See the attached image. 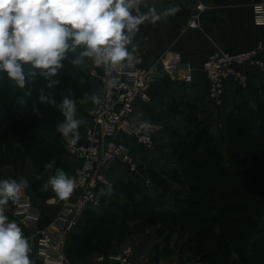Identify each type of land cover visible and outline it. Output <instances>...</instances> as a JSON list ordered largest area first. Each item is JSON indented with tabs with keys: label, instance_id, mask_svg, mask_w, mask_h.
I'll use <instances>...</instances> for the list:
<instances>
[{
	"label": "rangeland",
	"instance_id": "obj_1",
	"mask_svg": "<svg viewBox=\"0 0 264 264\" xmlns=\"http://www.w3.org/2000/svg\"><path fill=\"white\" fill-rule=\"evenodd\" d=\"M70 61L65 60L64 67L78 69L79 75L67 80L56 77L60 83L53 89L45 87L47 81L44 77L41 83L31 85L30 90L27 87L20 89L11 81L1 99L6 105L3 110L9 111L8 114L18 107L25 109L15 119L1 117L0 179L27 178L29 187L23 195L29 197L31 204L35 200L42 201L53 196L56 199L51 190L42 192L41 185L57 168L74 177L78 165V161L65 151V139L56 131V125L63 120L58 107L39 103L41 88H45L46 93L50 92L57 104L65 95L76 100V118L84 121L79 129V140L83 139L89 121L87 111L92 105L89 97L97 93V82L90 75L93 65L74 66ZM29 70L30 66H25V71ZM29 91L31 95L26 96L25 93ZM14 92L19 94L16 102L12 103L9 100ZM21 99L25 101L24 104L19 103ZM81 100L85 102L81 103ZM186 103L190 104L191 100ZM34 107L38 111H34ZM259 108L264 110V104H260ZM156 134L153 135V145L149 150L155 155H163V162L146 168L141 164L140 153L136 151L137 147L143 148L129 143L137 171L128 172L118 164L112 168L113 186L109 189L110 194L106 190L102 197L99 196L97 205L85 211L74 232L68 234L63 242L62 250L67 259L73 263L86 262L101 252L129 248L133 259L143 264H243L244 261V264H264V251H258L264 246V239H257L253 244L251 242L257 238L259 231L264 230L260 224L240 225L242 220H238L232 223L228 234H224L217 226L213 228L211 236H201L198 231L203 224L195 218H208L209 214L194 204L195 199H202L200 192L195 190L198 182L190 177V173L182 170L183 166L188 168L196 156H204L211 151L214 145L219 149L228 135L246 136V132H227L225 125L219 128L210 115L200 118L191 113L184 128ZM39 138L47 144L43 147L27 146ZM193 143L197 145L196 150H189V145ZM179 155H185L186 160L174 162ZM52 159L56 163L53 169L46 172L44 165ZM188 169L189 172L192 170L190 167ZM140 171L145 177L141 176ZM182 178L185 180L182 181ZM255 194L253 204L240 197L232 200L239 203L244 211L250 210L253 221H264V192ZM12 205L10 202L8 210ZM186 212L191 214H184ZM76 236L89 239L90 243L81 248L75 245L72 250L70 244ZM201 237L206 239V244L197 248L195 242ZM136 242L139 245L146 242V248L154 250V262L147 263L137 256Z\"/></svg>",
	"mask_w": 264,
	"mask_h": 264
},
{
	"label": "clouds",
	"instance_id": "obj_2",
	"mask_svg": "<svg viewBox=\"0 0 264 264\" xmlns=\"http://www.w3.org/2000/svg\"><path fill=\"white\" fill-rule=\"evenodd\" d=\"M179 10L174 6L158 12L146 0H0V73L20 89L39 74L47 81L45 87L53 89L60 83L56 77L69 53L76 54L70 61L72 65L81 66L87 59L109 74L116 68L134 67L141 62L139 44L134 43L140 26L155 24ZM25 66H30L28 72ZM89 98L93 104L101 103L97 93ZM19 103L25 101L21 99ZM39 103L58 107L63 120L56 125V131L69 145H75L84 123L76 118V100L65 95L57 104L52 94L41 88ZM33 110L38 111L35 107ZM55 163L49 160L45 171L53 169ZM28 187L24 176L0 179V264H34L29 239L6 214L10 202L18 204ZM76 188V178L57 168L40 190H51L56 198L65 201Z\"/></svg>",
	"mask_w": 264,
	"mask_h": 264
},
{
	"label": "built area",
	"instance_id": "obj_3",
	"mask_svg": "<svg viewBox=\"0 0 264 264\" xmlns=\"http://www.w3.org/2000/svg\"><path fill=\"white\" fill-rule=\"evenodd\" d=\"M197 10L203 8L197 4ZM253 20L264 24V1L253 5ZM198 12L187 21L188 27H197ZM264 42L257 41L247 50L227 52L216 49L203 60L206 95L216 105H221L229 83L237 89H245L249 76L245 67L256 70L264 80ZM195 67L178 52L166 51L149 67L116 68L110 74L102 67H95L90 75L97 82V94L101 103L93 104L87 111L88 124L83 139L75 145L64 142L65 151L78 161L74 171L77 188L70 199H54L56 214L37 230V245L30 256L43 264H143L132 257L131 249L101 252L86 262L73 263L67 259L62 245L67 235L74 232L78 221L87 209L97 205L101 190L112 188V168L116 164L128 172H136L137 165L129 143L149 149L153 145V128L140 120L136 105L150 101L148 86L164 75L180 77L184 83L193 81ZM111 81V83H109ZM105 193V192H104ZM10 213L20 214L25 222L35 225L39 218L36 207L29 197L22 195L13 204Z\"/></svg>",
	"mask_w": 264,
	"mask_h": 264
},
{
	"label": "crops",
	"instance_id": "obj_4",
	"mask_svg": "<svg viewBox=\"0 0 264 264\" xmlns=\"http://www.w3.org/2000/svg\"><path fill=\"white\" fill-rule=\"evenodd\" d=\"M259 1L264 0H146L149 6L155 5L158 12L174 6H179L180 10L155 24L146 23L140 26V32L134 41L139 44L138 55L141 57V62L137 65L149 67L166 51H174L195 67L191 83H184L175 75H164L148 86L150 101L136 105V116L154 127L153 135L184 128L191 113L199 115L200 118L210 115L221 128L229 114H236L243 107L253 109L259 101H264V80L254 68L245 67L249 76V84L245 89H237L229 83L219 106L207 97L203 73L200 70L203 60L216 49L237 52L249 49L257 41L264 42V24H257L253 20V5ZM199 3L203 5L201 10L196 7ZM142 11L147 9L142 7ZM197 12L198 26L188 27L187 21ZM84 63L85 66L93 65L87 59ZM187 100H191V103L187 104ZM219 149H223L222 143ZM136 151L140 153L141 164L146 168L164 160L163 155H155L149 149L137 147ZM140 173L144 176L143 172ZM33 205L39 213L35 225L25 222L18 214L10 213V209L6 210V214L10 220L18 223L35 249L37 229L56 214L57 206L54 196L42 201L35 200ZM258 224L260 227L264 226V221L258 220ZM145 243H135L137 256L148 261L147 263L154 262V250L146 248ZM30 259L34 264H43L33 256Z\"/></svg>",
	"mask_w": 264,
	"mask_h": 264
},
{
	"label": "trees",
	"instance_id": "obj_5",
	"mask_svg": "<svg viewBox=\"0 0 264 264\" xmlns=\"http://www.w3.org/2000/svg\"><path fill=\"white\" fill-rule=\"evenodd\" d=\"M75 55L69 53L68 59L74 58ZM77 75H79L78 69L66 66L59 71L57 77L61 80H67ZM42 80L43 77L37 74L34 79H30L26 83V87L30 90L31 85L39 84ZM10 84L11 81L6 74L0 73V123L1 117L6 116L8 120H12L17 118L25 109L18 107L11 114H8L9 111L3 110L6 105L1 102V99ZM18 94L14 92L9 101L16 102ZM260 104H264V101H259L253 109L239 108L236 114H229L223 122L227 132L245 131L246 136H233L230 134L226 137L222 150L214 145L212 150L204 156L201 154L196 156L189 166L192 169L190 172L189 167L183 166L182 170L190 173V177L198 182L195 190L200 192L202 199H195L194 204H197L198 208L209 214L208 218H205L206 216L195 218L203 224L200 231H198L203 237L211 236L213 228L217 226L222 229L224 234H228L232 223L238 220H242L239 223L240 225L244 223L258 224L259 219L253 221L251 211H244L239 203L233 201L232 198L240 197L253 204L255 202V192H264V110L261 111ZM46 144V141L39 138L32 140L27 146L43 147ZM195 144L189 145L188 149L196 150L197 145L195 146ZM174 160L179 163L184 162L186 158L185 155H179ZM184 180L182 178V181ZM227 199L228 201H226ZM184 214L190 215L191 213L186 212ZM208 222L209 224H207ZM260 228L262 229L264 226ZM203 237L196 240L197 248L202 245L205 246L206 239H203ZM257 239H264V230L258 232L257 238L252 239V244ZM208 241L210 240L208 239ZM89 243V239L76 236L71 241L70 249L73 250L75 245H78L79 248L87 247ZM258 251H264V246H261Z\"/></svg>",
	"mask_w": 264,
	"mask_h": 264
}]
</instances>
